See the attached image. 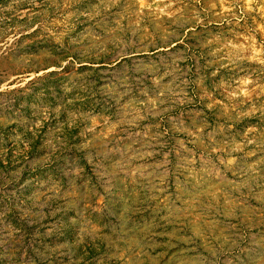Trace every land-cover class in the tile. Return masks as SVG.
<instances>
[{
  "label": "rangeland",
  "instance_id": "1",
  "mask_svg": "<svg viewBox=\"0 0 264 264\" xmlns=\"http://www.w3.org/2000/svg\"><path fill=\"white\" fill-rule=\"evenodd\" d=\"M0 264H264V0H0Z\"/></svg>",
  "mask_w": 264,
  "mask_h": 264
}]
</instances>
